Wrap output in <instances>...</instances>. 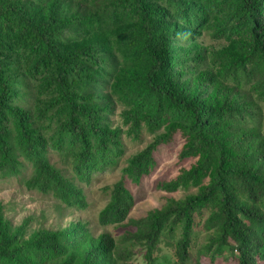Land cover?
<instances>
[{
	"label": "trees",
	"instance_id": "1",
	"mask_svg": "<svg viewBox=\"0 0 264 264\" xmlns=\"http://www.w3.org/2000/svg\"><path fill=\"white\" fill-rule=\"evenodd\" d=\"M145 135L125 161L126 142ZM177 137L193 164L154 187L195 194L129 219L130 184ZM121 166L98 223L127 222L147 264L162 248L176 264H264V0H0V181L52 197L61 214L88 206L77 181ZM5 209L0 264H119L115 241L86 223L27 240Z\"/></svg>",
	"mask_w": 264,
	"mask_h": 264
},
{
	"label": "rangeland",
	"instance_id": "2",
	"mask_svg": "<svg viewBox=\"0 0 264 264\" xmlns=\"http://www.w3.org/2000/svg\"><path fill=\"white\" fill-rule=\"evenodd\" d=\"M203 43L205 46L213 47L216 51L222 49L223 46L221 43L214 42L208 35L203 37ZM151 139L150 136L145 135L140 141H127L125 161L142 151L151 142ZM181 148L182 140L180 137H177L176 142L172 145L159 148L157 153L158 167L155 172L145 179L139 187L130 184V189L135 194L137 203L129 219L146 217L149 212L160 209L165 205L167 199L179 200L195 194V190H180L175 194H166L154 187L156 180H171L177 177L182 169H189L192 166V160H180ZM123 166L95 176L89 185L77 181L78 186L83 188L88 206L82 210H65L61 214L55 211V205L58 202L52 197H45L28 191L19 183L18 179L0 181V205L6 207L5 219L11 224L12 230L21 231L27 240L40 231L58 232L68 227L70 223L81 221L89 225L95 239L108 236L115 241L117 249L112 259L119 264L126 262L120 260L117 253H127V264H147L141 247L134 245L126 237L129 233L135 231L127 222L107 228H101L98 223L99 214L108 205L110 199L105 188L112 187L121 180ZM204 243V240L199 243V250L206 251V249H209L210 245H204ZM228 258H230V254L226 250L217 257V261L222 262ZM154 259L155 264H176L167 248H162L158 255H154ZM233 259H229L223 264H235Z\"/></svg>",
	"mask_w": 264,
	"mask_h": 264
}]
</instances>
